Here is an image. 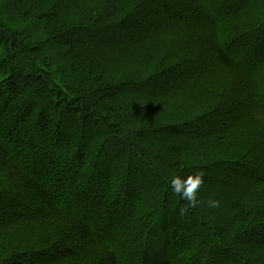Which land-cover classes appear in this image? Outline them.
Returning <instances> with one entry per match:
<instances>
[{
  "label": "trees",
  "instance_id": "obj_1",
  "mask_svg": "<svg viewBox=\"0 0 264 264\" xmlns=\"http://www.w3.org/2000/svg\"><path fill=\"white\" fill-rule=\"evenodd\" d=\"M0 264H264V0H0Z\"/></svg>",
  "mask_w": 264,
  "mask_h": 264
},
{
  "label": "clouds",
  "instance_id": "obj_2",
  "mask_svg": "<svg viewBox=\"0 0 264 264\" xmlns=\"http://www.w3.org/2000/svg\"><path fill=\"white\" fill-rule=\"evenodd\" d=\"M204 176L202 172H194L187 175L186 178L179 175L174 176L169 181V187L172 193L180 196L186 201V207L181 208L180 214L184 215L188 208H196L201 204L198 198V193L204 184ZM207 207L210 209L219 208L220 201L215 199H209L206 201Z\"/></svg>",
  "mask_w": 264,
  "mask_h": 264
}]
</instances>
